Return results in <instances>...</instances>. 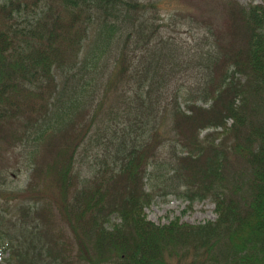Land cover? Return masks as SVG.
<instances>
[{
  "label": "trees",
  "instance_id": "16d2710c",
  "mask_svg": "<svg viewBox=\"0 0 264 264\" xmlns=\"http://www.w3.org/2000/svg\"><path fill=\"white\" fill-rule=\"evenodd\" d=\"M153 1L0 0V153L24 151L0 171L30 172L0 187V264H264V0H222L226 32L201 20L209 47L173 65ZM154 190L210 197L216 218L157 226Z\"/></svg>",
  "mask_w": 264,
  "mask_h": 264
},
{
  "label": "rangeland",
  "instance_id": "374dc122",
  "mask_svg": "<svg viewBox=\"0 0 264 264\" xmlns=\"http://www.w3.org/2000/svg\"><path fill=\"white\" fill-rule=\"evenodd\" d=\"M145 4H148L150 2L155 3L153 0H142ZM174 0H166L164 3H160L157 5L158 8H155L154 10L149 9L144 15L150 16L153 15V11H155L158 20L154 21V24L158 23L162 26L158 28V34L160 37H162L164 40H170L174 44V48L176 51L180 54H186L188 53H194L198 49L206 50L209 46L202 41L203 36L205 35V30L203 25L200 23L201 20H206L207 17H210L214 24H219L221 30L223 32H226L225 25H226V17L225 12H223L221 8V2L222 0H177V11L176 12L175 6L172 5V2ZM238 5L242 7H247L249 5H256L261 4L263 0H235ZM171 6V7H170ZM212 8L210 11H208L207 8ZM177 14V15H176ZM175 23L176 27L174 30H172V24ZM92 31V30H90ZM158 37L153 38V41H156ZM151 46V44H150ZM119 49V48H118ZM117 49V51H118ZM171 52L164 58V61L167 62V65H173L175 63H178L181 61L179 54L174 51L172 48L169 49ZM195 61V60H191ZM109 66L108 69L110 71V67L112 66L111 58L108 61ZM109 71L105 73V76L109 74ZM198 74H190L184 79H181L176 84V87L178 90H186V91H193L189 88L187 85H192L193 87H199L197 83ZM107 79V78H105ZM185 80V84L183 82ZM113 82V81H112ZM118 84H116L113 89L109 93V99L110 101L120 106L121 104L118 103V97L122 96L124 93L128 94L127 89L125 92L123 90L118 89ZM182 96L187 97L186 95ZM201 98V97H200ZM196 103L199 106H203L204 109H207L210 105V101L204 102L201 99H196ZM108 104V103H107ZM186 104L182 102L181 108L185 109ZM82 118V117H81ZM166 118L165 120L160 121V125H164L165 121H169L170 123H173L172 120ZM231 122L229 121V125ZM168 126L166 124L163 129H165ZM221 132V127H211V128H205L200 131L199 138H203L204 135L210 134V133H216ZM170 137H174L175 133L169 135ZM177 137L187 139L190 138L191 134L188 131L181 130L179 131V134H176ZM55 140V139H54ZM51 141V140H50ZM53 141V140H52ZM224 141V138L221 139V142ZM218 143V141H216ZM21 145L16 144L13 146V148L5 152L0 153V162L2 161L4 155H7L5 157L7 158H14L15 151H19V153L24 154V151L20 149ZM7 148V147H6ZM18 158V165L16 167V170L14 171L12 168H10L9 163L5 164L3 167V171H0V182L2 189L12 191L15 193L17 190H21L25 187V184L27 180L30 177V172L25 170L22 165V159L17 156ZM40 159H44V152L41 154ZM234 161H230L229 169L231 171H234L235 166ZM238 166V164H236ZM155 193H153L154 199L151 202V205L145 209V216L146 219L153 224L157 226H163L168 225L170 222H173L175 220H178L179 223H188L191 225H198L203 224L208 221H213L216 218V214L214 212V202L211 200L210 197H207L203 199L202 201H194L192 204H190L187 199H184L180 197L179 195H176L174 193H159L160 191L154 190ZM12 193V194H13ZM6 193L0 194V199H3L5 197ZM22 194V193H21ZM7 195V194H6ZM24 196V194H22ZM22 196L20 198H22ZM25 198L29 199V196L25 195ZM11 204L8 207V212L11 215L15 214V204L13 202H10ZM17 217V213L16 216ZM5 255H2L0 253V262L3 261L5 258Z\"/></svg>",
  "mask_w": 264,
  "mask_h": 264
}]
</instances>
